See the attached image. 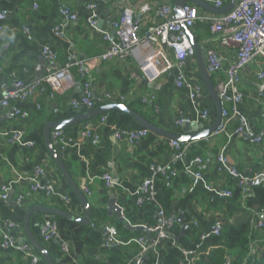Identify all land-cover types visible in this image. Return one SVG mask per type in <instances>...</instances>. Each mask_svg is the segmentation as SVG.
<instances>
[{"label":"crops","instance_id":"0c3cea01","mask_svg":"<svg viewBox=\"0 0 264 264\" xmlns=\"http://www.w3.org/2000/svg\"><path fill=\"white\" fill-rule=\"evenodd\" d=\"M176 1L0 0V13H6L5 22H0V25L5 26L6 31L5 35L0 34V67L2 68L0 97L13 89L14 76L26 83L42 82L50 70L64 68L75 57L91 71L96 107L109 103L124 104L146 117L161 130L177 134H183L178 121L189 119L194 122L199 118L200 113L208 111V120L196 122L202 127L201 130L208 129L216 119V106L207 92L195 56L188 58L182 69L188 80L204 87V96L194 104L189 100L186 89L176 87L175 79L179 74L177 70H174L172 75H166L151 83L141 75L137 66L128 60L115 59L107 63L100 60L107 48V43L103 39V32L107 30V21L120 19L124 10L129 7L140 22V34L143 35L148 27L160 21L158 8L162 5H171L175 11ZM223 1L226 5L230 2V0ZM189 3L196 6L192 2ZM89 4L98 7L99 23L96 28L90 26V13L86 8ZM144 4L152 7L147 14L140 13ZM35 5H38V8H35ZM63 5L70 7L78 18L68 23L65 26L64 36L59 37L54 33V28L64 21L61 15ZM196 8L203 16L218 15L199 6ZM25 27L29 28L32 40L23 32ZM191 31L203 51L204 62L207 48L215 49L225 61V68L218 75L212 76L216 86L219 79L226 78V66L235 60L237 47L221 45L217 36L212 33L209 23L198 22ZM46 44L52 47L57 58L52 63L46 61L41 74L40 62L43 60L42 50ZM170 57L173 58L171 53ZM261 71L264 72L263 59L253 63L242 76L241 91L244 100L235 109L230 105L229 113L232 119L230 130L237 127L241 118H246L252 131L264 138V98L258 97L261 85L258 75ZM72 72L77 84L71 91L57 93L52 97L51 87L42 82L43 88H38L29 100L23 103H11L9 107L0 110V135L19 132L25 142L35 143L33 148H27L18 143H8L0 137V189L14 181L16 173L29 176L37 167H41L45 170L47 178L54 181L58 192L70 199V204L66 205L57 199L46 198L43 193L32 192L27 184L13 186L8 200L0 199V264H34L21 252L4 250L1 247L2 234L9 224L15 225L13 236L18 245L21 243L32 245L25 232V215L30 208L36 206L52 208L70 213L77 218L85 214L83 205L49 153L43 132L47 123L69 119L78 113V110L72 107V101L78 99L82 92V80L75 68ZM132 73H138L139 77L134 78ZM107 95L112 97L111 102L106 101ZM149 95H153L154 98H150L148 103L144 104L142 98ZM16 110L27 113V117L17 115ZM88 122L100 135L99 144L80 142L65 147L56 145V148L62 153V160L82 193L85 186L91 190L90 196L85 195L93 210L91 225L83 226L67 218H63L66 222L60 221L58 218L62 217H55L60 228L61 241L47 243L42 238L41 227L44 220L51 216L38 214L31 218L29 223V233L49 252L55 264H60L63 261L62 257L68 259V264L109 263L111 251L120 253L125 264L135 262L140 250L138 245L130 243L107 250L103 247L102 227L105 224L112 226L123 241L137 237L138 230L127 229L125 223L120 230V227L118 228L120 219L106 208L107 198L113 195L124 210L123 215L131 226H148L153 221L156 225L160 223L156 213H152L146 205L138 206L136 203L137 189L145 180L155 179L157 193L161 197L163 208L168 213L176 218L183 216V220L190 218L192 223L198 222L209 233L210 224L214 220L220 219L222 223L229 220L237 222L242 212L246 211L245 198L242 197L238 202H230L227 198L220 197L216 192L206 188L207 184L218 191H231V176L218 163V156L226 155L245 176L254 173V179L249 183L261 179L260 176L264 174V141L258 144L244 141L236 135L221 134L187 143L191 146L188 152L193 147L197 156L189 162L185 163V159L182 164L179 162L181 169L178 164L173 167L172 170L177 172L175 178L157 179V173L152 171L151 167L168 166L175 154L169 139L149 132L145 139L136 144L126 140L115 141L113 134L116 130L143 129L132 117L123 112H112ZM85 123L66 129L65 136L75 142L79 141V131ZM197 158H200L201 162H195ZM188 168L194 172H201L203 179L195 181L193 174L187 171ZM104 173H110L116 182L112 194L108 192L102 180ZM257 185L260 184L248 187V190ZM20 194L24 196V200L18 204L17 197ZM99 211L104 213L100 214ZM140 232L147 241L153 240V234L152 240H149L146 232ZM62 241L69 244V254H64L62 251ZM212 246L211 238L204 240L198 251L184 259L183 264H190L192 260L197 261L203 254L210 253ZM60 251L63 252L62 255ZM34 252L39 258V251L35 249ZM151 254L157 257V254L151 250L144 258ZM36 264L46 263L38 261Z\"/></svg>","mask_w":264,"mask_h":264},{"label":"built area","instance_id":"2783aa9c","mask_svg":"<svg viewBox=\"0 0 264 264\" xmlns=\"http://www.w3.org/2000/svg\"><path fill=\"white\" fill-rule=\"evenodd\" d=\"M205 3L214 8L221 9L226 6L223 0H203ZM38 8V5H35ZM90 13V26L96 28L99 23L98 7L95 4L86 6ZM152 10L149 4L141 6L140 13L147 14ZM61 15L64 21L54 28V33L62 37L64 36L65 26L73 21H76L78 16L67 5L61 7ZM158 16L160 21L148 27L144 34H140V22L135 18V13L131 8H126L120 19H112L107 21V30L103 32V39L107 43L105 52L101 55L100 60L103 63L111 62L115 59H124L132 62L137 66L139 72L145 79L153 83L166 75H172L174 70L179 74L175 79L176 87L179 89H186L189 93V100L194 104L196 101L204 96V87L188 80L183 74V67L188 58L194 57L195 52L188 35L184 31L182 25L185 24L190 30L196 26L198 22L209 23L211 31L217 36L221 45L229 47L236 45V56L233 62H229L226 66V78L219 79L216 83V90L222 103V122L217 130L211 135H236L244 141L263 143L264 138L256 135L250 128L249 121L246 118H241L240 123L233 130H230L231 117L229 106L232 105L234 109L244 100L241 91L242 76L249 70L251 65L259 59L264 60V0H237L235 7L221 15L217 16H203L198 13L196 6L187 3L183 8V17L178 19L176 17L174 8L171 5H162L158 8ZM6 20V13H0V22ZM23 32L32 40L29 28H24ZM5 26L0 25V34L5 35ZM170 53L173 58L170 57ZM42 55L48 62H54L56 55L49 44L43 47ZM225 61L220 54L213 48L205 50V65L208 73L211 76L218 75L225 67ZM77 70L78 76L82 80V92L78 99L72 101V107L75 110H91L96 107L93 83L90 69L83 63L78 62L75 57L71 63L64 68L52 71L50 70L44 77L42 82L48 84L52 89V97L61 92L71 91L77 84L72 69ZM2 68L0 67V71ZM134 78H138V73H132ZM258 79L261 82L258 97L264 98V72H260ZM41 81L26 83L17 79L14 76L13 89L5 96L0 97V110L5 109L11 103H23L29 100L38 88H43ZM153 95L142 98V102L147 104ZM106 101L111 102L112 97L107 95ZM17 115L23 118L27 117V113L21 110H16ZM209 119V112L203 111L199 118L194 121H206ZM264 119V116H263ZM105 119H103L104 121ZM189 119H182L178 121L179 125L184 123H194ZM64 131H56L53 133V140L55 145L71 146L78 143L89 142L92 145H97L101 142V137L93 130L92 124L86 122L84 127L79 131V141L75 142L73 139L66 137ZM232 133V134H231ZM114 140H126L132 144H136L145 139L149 135L146 129L127 131L116 130L114 132ZM210 136V137H211ZM3 137L8 143H18L27 148H33L35 143L25 142L19 132L2 133ZM170 145L175 150L172 161L168 166L157 168L152 166V171L157 175L170 180L177 176V172L172 170L179 162H183L190 145L178 141L170 140ZM195 162H201L197 158ZM218 163H220L228 174L237 180L239 188H241L242 197L245 198L248 190L249 179L231 163L230 159L220 154L218 156ZM190 174H193L194 180L199 181L203 179V175L199 171H192L187 169ZM156 175V176H157ZM261 175L260 178H263ZM102 180L105 182L106 188L110 194L116 188V182L110 173H104ZM27 184L32 192L43 193L48 199H57L66 205L70 204V199L63 194H60L54 181L47 178L45 170L37 167L29 176L16 173V178L8 185L2 186L0 189V199L7 201L9 192L13 186ZM206 188L211 192H216L220 197L231 198L232 192L230 190H216L210 185L206 184ZM83 192L86 196L91 195L89 187L85 186ZM24 196L20 194L17 197V203L21 204ZM136 203L138 206L152 204L156 207V216L160 219V223L154 227L144 226L153 235L152 241H147L145 237L132 239L129 241L121 240L115 230L110 225H103V247L107 250H113L130 243H136L139 247V253L135 260V264H142L146 254L153 250L157 254V248L162 245V242L170 235V230L175 223L176 217L174 215H167L163 206L157 200V188L155 179L145 180L141 183L136 192ZM257 217H264V214L255 213ZM262 221L257 223V227H262ZM223 227L222 222L215 223L209 233L202 235L203 240L211 238L212 235H219ZM15 229L14 224H9L2 234L1 247L4 250H17L36 264L39 261L35 254V249L29 243H17L13 236ZM42 238L45 242L50 243L55 240H60V228L54 218L44 220L41 227ZM61 249L64 254L70 253L69 244L65 241L61 242ZM196 252L184 251L183 255L186 258L195 254ZM254 253V249L252 250ZM192 260L190 264H195Z\"/></svg>","mask_w":264,"mask_h":264},{"label":"water","instance_id":"95a60500","mask_svg":"<svg viewBox=\"0 0 264 264\" xmlns=\"http://www.w3.org/2000/svg\"><path fill=\"white\" fill-rule=\"evenodd\" d=\"M192 2L196 6L202 7L206 10H209L215 14H225L229 11H231L235 7L236 0H230L229 4L226 5L224 8L217 9L213 6L205 3L203 0H177L175 4V14L178 19H181L183 17V8L184 6ZM184 31L189 37V40L192 44V47L195 52V57L198 60L199 67H200V75L202 77V80L206 86L207 92L212 98L215 106H216V119L214 123L205 130H201V126H199L196 122L194 123H184L181 125L182 133H168L166 131L161 130L159 127H157L155 124H153L151 121H149L146 117L136 113L133 109L129 108L127 105L124 104H116V103H109L106 105L98 106L95 108H92L91 110H78V113L70 117L69 119H65L62 121H52L50 123H47L44 126L43 132H44V141L48 148L49 153L51 154L53 160L55 161L56 165L60 169L61 173L65 177V179L68 181L69 185L73 189L75 195L77 196L78 200L81 202V204L84 207L85 214L82 217H74L70 213H66L60 210L52 209V208H45L42 206H36L30 208L26 215H25V232L26 235L32 244V247L34 249H37L40 253L39 261H44L46 264H55L52 256L49 254V252L29 233V223L31 218L38 214H46L51 216V218L55 217H62L67 218L72 221H76L83 226H90L92 221V207L86 198L85 194L82 193V191L79 189V187L74 183L69 170L67 169L65 163L62 160V153L56 148V145L53 140V133L56 131H65L68 128L78 126L82 123L88 122L94 118L103 116L105 114H109L112 112H123L132 119L137 122L142 128L148 130L150 133H153L155 135L164 137L169 140L178 141L181 143H190L192 141H199L205 138L210 137L219 127V125L222 122V103L220 100V97L218 95V92L216 90L214 81L212 76L208 73L205 62H204V56L203 51L201 50L199 44L195 40L192 31L185 26V24L182 25ZM41 67L39 69V72H43L44 65L46 63V60L43 57V60H41ZM264 175V174H263ZM264 183V177L261 179H258L255 182L248 183V187H251L255 184H261ZM106 208L110 213H114L121 222L126 224V228L130 230H138V231H144L147 233L149 240L152 238V233L147 230L144 226H138L133 227L131 226L126 218L124 217L123 213L124 210L118 205L116 197L109 196L106 201ZM183 216H179L176 218L175 222L178 224H182L183 222ZM188 227H183L180 236L176 238V240H180L186 233ZM152 240V239H151ZM22 244V243H21Z\"/></svg>","mask_w":264,"mask_h":264},{"label":"trees","instance_id":"16d2710c","mask_svg":"<svg viewBox=\"0 0 264 264\" xmlns=\"http://www.w3.org/2000/svg\"><path fill=\"white\" fill-rule=\"evenodd\" d=\"M17 79L21 80L18 77ZM196 156L197 154L194 153V148L192 147L191 151L186 155L185 163L186 161H191ZM183 162H180V164ZM179 168H182L181 165H179ZM237 170L242 173L238 168ZM248 176L246 177L249 180H253L255 175L254 173H250ZM162 178L161 175H157V179ZM230 185L233 186L232 188L230 186L232 197L227 198V200L230 202L242 200V192L241 188L238 186L237 180L231 177ZM157 200L162 205L161 197L158 193ZM244 201L246 211L242 212L240 219L237 222H231L229 220L223 223L220 234L211 236L213 248L210 253L200 256L195 264H264V225L262 227H257L258 222L262 221L264 223V218L255 216V213L264 214V183L249 189ZM146 207L152 211V213H156L157 209L154 205L146 204ZM99 212L100 214L104 213H102V211ZM165 212L169 216L172 215L166 210ZM58 220L66 222L63 218H58ZM221 221L220 219L214 220L210 226L212 227L215 223ZM123 224L124 223L121 222L118 225L120 230L123 228ZM149 225V227L156 226L154 221ZM182 227L188 228L185 235L178 241L176 238L180 236ZM137 233L136 238L144 237L142 232L138 231ZM204 234H207L205 229L196 221L192 223V219L190 218L184 219L182 224L175 222L170 230V235L162 242V245L157 248V257L151 254L143 259L142 264H183L185 259L183 252L198 251L204 242L202 239V235ZM253 249L254 253H252ZM62 253L63 252L60 251L61 255ZM111 253L109 263L97 264H125L120 253L112 251ZM62 258L63 261H61L60 264H68V259L66 257ZM131 264H135V262L133 261Z\"/></svg>","mask_w":264,"mask_h":264}]
</instances>
